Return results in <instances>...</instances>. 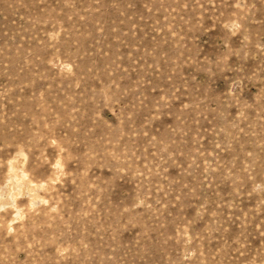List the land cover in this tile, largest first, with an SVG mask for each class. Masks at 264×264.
Here are the masks:
<instances>
[{
	"label": "rangeland",
	"instance_id": "rangeland-1",
	"mask_svg": "<svg viewBox=\"0 0 264 264\" xmlns=\"http://www.w3.org/2000/svg\"><path fill=\"white\" fill-rule=\"evenodd\" d=\"M0 264H264V0H0Z\"/></svg>",
	"mask_w": 264,
	"mask_h": 264
}]
</instances>
